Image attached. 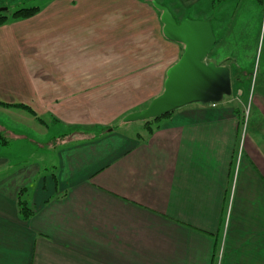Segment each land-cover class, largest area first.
<instances>
[{
	"label": "crops",
	"instance_id": "obj_1",
	"mask_svg": "<svg viewBox=\"0 0 264 264\" xmlns=\"http://www.w3.org/2000/svg\"><path fill=\"white\" fill-rule=\"evenodd\" d=\"M202 1L211 23L210 7H226L223 38L249 39L255 10L264 22V0H192L197 12ZM34 6L36 15L0 26V102L58 121L49 130L20 108L0 114L48 137L54 158L15 163L0 180V264H264V126L244 132L248 97L185 105L144 138L121 126L87 136L83 126L148 106L180 45L146 1ZM120 70L146 73L131 87ZM251 102L264 122V92Z\"/></svg>",
	"mask_w": 264,
	"mask_h": 264
},
{
	"label": "rangeland",
	"instance_id": "obj_2",
	"mask_svg": "<svg viewBox=\"0 0 264 264\" xmlns=\"http://www.w3.org/2000/svg\"><path fill=\"white\" fill-rule=\"evenodd\" d=\"M42 1L43 0H0V9L3 7L8 8L7 11H0V16L2 14H7V16H9L6 23L18 21L11 19V15L14 11L21 8L36 7L34 5H38L39 3H42ZM142 1H146L151 5H153L152 1H156L161 5L167 6L170 9V11L173 13L174 17L178 22H182L185 19L200 20V19H204L206 15L205 13H203V10L204 11L206 10V1L205 2L202 1L203 5L202 4L199 5L200 12H197V9H194L191 3L192 0H142ZM173 4H175V6H173ZM220 5L221 2L216 1V5L214 7L212 6V8L210 7V12H211L210 15H212L210 17L212 18V25L214 28L215 35L217 37V42L213 46L210 54L207 56V61H213L217 65H221V64L227 65L232 72L231 76H232V84H233V94L235 95L234 97L235 98L237 97V99L239 98L241 100H245L246 96L248 97L245 104V108L243 106L244 122L242 124L244 128V132H247L248 129L252 130L254 126H259V125L264 126V122L259 117L260 114L255 111L256 109H254V105L251 102L253 101L255 96L261 95L264 92V50L262 51V46H264L263 45L264 22L260 26V23L258 21H260L261 18L257 10H255L252 16V19L254 21L251 24L250 33L248 34L249 39L243 41L242 39H239L238 37H232L231 35L229 38H223L224 33L222 30L219 29L218 27L219 24L217 23V21L220 17H222L221 15L224 16V13L227 14V11H226V7ZM38 9L40 11L39 7ZM156 11L160 16L161 12L157 9ZM260 14L264 18V12L261 11ZM20 20H24V19H20ZM239 25L240 24H235V26L237 27H239ZM260 28H262L261 41L257 48L255 44L254 36L260 33L259 32ZM232 35L234 36V34ZM178 44L180 45V56H181L183 52L182 49H184V45L181 43ZM152 64L154 65V63L150 62V65ZM144 65L146 66L147 62H144ZM120 66L124 67L125 63L124 65H120ZM239 70L241 72L244 71L245 74L243 75V73H241L243 76L242 79L236 80L235 77H237V72ZM145 73L146 71L142 72V71L120 70L119 71L120 82L125 86L132 87L133 84H131L130 81L134 80V78H139V80L142 81V78ZM156 73L157 71L155 70L151 71L150 80L153 79ZM165 77L166 75H164L163 83ZM163 86L164 84L160 86L158 90L159 91L158 95L163 91L164 89ZM124 89L125 90H123L121 94L126 93V90L128 88L125 87ZM239 89H241L242 92H240V94H237ZM229 98H231V96H225L224 100ZM240 102L238 101L239 104ZM241 104L243 103L241 102ZM0 105L20 108L15 106L17 104H8V103L0 102ZM23 105L29 107L34 112V114L30 113L28 110L24 108H20V109L29 112L32 116H34V118L38 123L47 127L49 130L50 128L53 127V124L55 123L54 121H58L56 118H52L47 115L39 116L30 106L26 104ZM36 117L42 118V120L39 121ZM123 118L103 126H89V125L83 126L82 128H80V130H84V133L87 136L105 133L111 128H119V126H121L120 127L121 131L130 135H135L137 133L144 134L146 132L145 120H136L125 123L123 121ZM70 134L72 133L63 134V135L65 137ZM50 150L51 149L48 145V137L36 136L35 134L25 129V127L21 126L19 123H15L0 114V180L13 172V170L15 169L14 167L15 163L26 164V163H31L33 161L43 162L53 159L54 153L51 152ZM5 159L7 163H2L1 160H5Z\"/></svg>",
	"mask_w": 264,
	"mask_h": 264
},
{
	"label": "water",
	"instance_id": "obj_3",
	"mask_svg": "<svg viewBox=\"0 0 264 264\" xmlns=\"http://www.w3.org/2000/svg\"><path fill=\"white\" fill-rule=\"evenodd\" d=\"M161 12L164 36L184 45L177 62L166 72L163 91L141 110L127 114L124 122L161 117L191 103L216 104L233 93L231 70L227 65L207 61L217 42L210 19L178 22L167 6L152 1ZM3 7L0 11H7Z\"/></svg>",
	"mask_w": 264,
	"mask_h": 264
},
{
	"label": "trees",
	"instance_id": "obj_4",
	"mask_svg": "<svg viewBox=\"0 0 264 264\" xmlns=\"http://www.w3.org/2000/svg\"><path fill=\"white\" fill-rule=\"evenodd\" d=\"M38 11H39L38 7L21 8V9H18L12 13L11 19H13V20L26 19V18L34 16ZM8 18H9V16H7V14H2L0 16V25H3L4 23H6ZM241 73H243V75L245 74L244 71L241 72L239 70L237 72V77H235L236 80L242 79L243 76ZM15 106L20 107V108H24V109L28 110L30 113L34 114V112L29 107H27L23 104H17ZM171 113H173V112H171ZM171 113H168V114L163 115L161 117L151 118V119L145 120V122H146V133L145 134L146 135H141V136L144 138L145 136L152 134L159 127L157 125L159 120L165 116L170 115ZM37 119L39 121L42 120V118H37ZM111 129H113V128H111ZM23 193H24V191L22 189L18 192V206H19V211H20L22 217L28 218L31 215H33L34 211L28 205V201L24 197Z\"/></svg>",
	"mask_w": 264,
	"mask_h": 264
}]
</instances>
